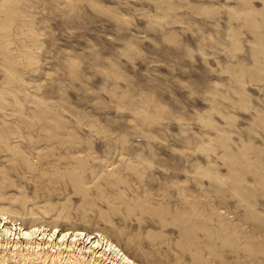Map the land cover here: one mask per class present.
Masks as SVG:
<instances>
[{"label":"rangeland","instance_id":"rangeland-1","mask_svg":"<svg viewBox=\"0 0 264 264\" xmlns=\"http://www.w3.org/2000/svg\"><path fill=\"white\" fill-rule=\"evenodd\" d=\"M0 214L264 264V0H0Z\"/></svg>","mask_w":264,"mask_h":264},{"label":"bare ground","instance_id":"bare-ground-1","mask_svg":"<svg viewBox=\"0 0 264 264\" xmlns=\"http://www.w3.org/2000/svg\"><path fill=\"white\" fill-rule=\"evenodd\" d=\"M139 264L108 237L56 226L24 227L0 214V264Z\"/></svg>","mask_w":264,"mask_h":264}]
</instances>
